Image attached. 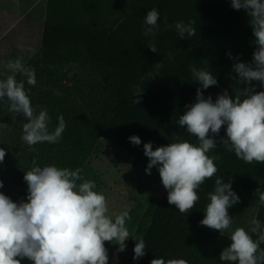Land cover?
Masks as SVG:
<instances>
[{"label": "trees", "instance_id": "1", "mask_svg": "<svg viewBox=\"0 0 264 264\" xmlns=\"http://www.w3.org/2000/svg\"><path fill=\"white\" fill-rule=\"evenodd\" d=\"M73 1L79 3L46 0L41 45L27 66L41 70L54 85L67 80L70 66L95 68L101 74L106 93L98 110L92 113L69 108L54 94L41 93L37 97L35 102L40 109H47L51 118L50 130L57 126L60 116L66 129L57 143H38L32 146L34 150L21 140V131L16 140L0 141V147L18 144L9 158L0 162V181L4 185L0 192L13 201L26 199L23 176L33 160L39 166L84 169L101 141L127 150L132 145L128 137L153 140L162 131L198 145L196 138L178 124L185 105L195 102L199 87L192 81L190 65L216 75L218 86L204 91L206 97L211 95L215 101L217 94L224 89L232 94L234 87L233 61L227 53L243 62L252 60L255 45L249 17L244 10H234L229 0H122L120 9L115 8L116 2L112 0ZM153 8L160 12L154 39L157 53L147 48L152 38L143 35L144 17ZM180 21H195V35L180 39L174 28ZM157 63H162V67H156ZM253 84L257 91H264L259 82ZM137 89L143 93L141 103L134 104ZM223 136L222 127L220 136L213 137L217 147L211 149L218 162L217 174L226 180L231 178L232 186L246 192L253 194L257 187L264 190V164L238 159L234 152L220 145ZM13 169L17 170L9 172ZM214 179L205 180L197 189L200 199L189 213L182 214L170 205L167 192L151 202L141 221L146 255L133 260L136 241L130 238L126 250L116 256L117 261L150 264L152 259L162 257L184 259L187 264H227L219 260V254L229 246V238L208 231L199 223ZM256 218L264 223V206L259 207ZM251 235L255 240V234ZM21 264L32 262L25 259Z\"/></svg>", "mask_w": 264, "mask_h": 264}, {"label": "clouds", "instance_id": "2", "mask_svg": "<svg viewBox=\"0 0 264 264\" xmlns=\"http://www.w3.org/2000/svg\"><path fill=\"white\" fill-rule=\"evenodd\" d=\"M229 3L234 10H244L249 17L255 45L251 62H243L231 52L227 53L235 73L231 76L234 81L232 94L224 89L215 101L211 95L206 97L204 91L218 86V79L211 71L190 65L192 81L199 87L195 102L185 105L178 124L196 138L198 145L177 140L153 150L151 141L143 144L144 155L148 158L146 174L151 175L152 169L156 168L167 191L168 203L175 205L182 214L195 207L200 199L197 189L205 180L215 178L213 191L207 193L209 202L203 211L204 218L199 223L221 234L231 228L233 218L229 208L238 204L240 197L232 188V179L226 180L217 174L216 157L207 155L217 147L213 137L220 136L223 127L225 136L220 137L221 146L245 163L264 164V91H257L253 84V81L259 82L264 88V0H229ZM159 19L160 12L153 8L147 11L143 20V35L152 38L147 48L153 53H157L154 39L159 30ZM194 23H175L180 39L195 35ZM155 66L162 67V63ZM3 67L10 74L0 79V100L6 98L9 111L26 120L21 140L32 150L38 143H57L66 129L64 118L58 117L57 126L50 130L51 118L47 109L34 108L25 90V83L36 84L35 69L25 66L22 56L3 62ZM17 75L23 79L18 81ZM142 93L140 89L136 90L134 104L141 103ZM128 139L135 146L141 144L136 135ZM5 155V150L0 148V162ZM82 173L81 168L39 166L33 160L32 167L23 176L27 184L26 199L13 201L0 192V264H21L25 259L32 264H108L105 242L118 245L117 250L124 252L129 238L136 241L133 260L138 261L146 255L144 239L130 237L129 211L109 215L106 197L94 191L95 182L85 179ZM3 187V181H0V188ZM253 195L259 206H264V190L257 187ZM250 224V232L242 227L231 231L229 246L219 254L221 262L264 264V249L261 248L264 223L253 217ZM250 233L255 234V240ZM150 264H187V261L161 257L152 259Z\"/></svg>", "mask_w": 264, "mask_h": 264}, {"label": "rangeland", "instance_id": "3", "mask_svg": "<svg viewBox=\"0 0 264 264\" xmlns=\"http://www.w3.org/2000/svg\"><path fill=\"white\" fill-rule=\"evenodd\" d=\"M67 2L79 3L73 0ZM45 7L46 0H0V79H5L10 74L3 67V62L22 56L27 66L28 60L40 48ZM32 49H35V52ZM68 71L67 80L62 84L54 85L41 70L35 69V86L25 83V90L34 108L40 109L35 101L43 93L54 94L68 104L69 108L73 107L87 113L98 110L106 93V86L98 70L89 67L77 69L70 66ZM16 78L18 81L23 79L20 75ZM25 122L22 115H15L9 111V102L6 98L0 100V141H7L8 138L16 140V134H19V131L22 133ZM138 137L141 139V144L139 146L132 144L127 150L107 141H101L87 160L82 173L85 179L95 182L94 191L106 197L109 215L114 216L125 210L129 211L131 220L127 222V227L130 237L137 239L143 237L141 221L148 206L167 192L155 167L151 175L146 174L148 158L144 155L143 144L151 141L155 150L158 146L178 140L169 131H162L153 140ZM17 146V143H8L6 147H0L6 152L5 159L9 158L10 151ZM207 155L210 158L214 157L211 150ZM214 163L217 167L216 159ZM232 188L240 197V202L229 208V214L233 218L232 225L237 227L243 223L246 229L253 211L258 209V200H255L257 197L234 186ZM201 227L210 229L202 225ZM128 240L125 242L126 246ZM105 248L108 252V263L112 261L113 264H120L116 259L120 253L117 250L118 245L106 241Z\"/></svg>", "mask_w": 264, "mask_h": 264}, {"label": "crops", "instance_id": "4", "mask_svg": "<svg viewBox=\"0 0 264 264\" xmlns=\"http://www.w3.org/2000/svg\"><path fill=\"white\" fill-rule=\"evenodd\" d=\"M112 1H115L116 2V6H115V8L116 9H120V7H121V5H122V0H112ZM44 15H45V10H44ZM44 15H43V18H44ZM42 31H43V29H42ZM41 38H42V35H41ZM41 45V44H40ZM39 50V49H38ZM259 205H258V209H256V210H254L253 211V214H252V216H251V218L249 219V222L247 223V225H246V229H245V225H242L243 223H241V224H239V226H237V227H242V228H244L246 231H249L250 232V228H251V224H250V221H251V219L253 218V217H255L256 218V215H257V212H258V210H259ZM237 227H235V226H233L232 225V229H228V230H226L225 232H223L222 234L218 231V230H213V229H206V230H208V231H211V232H213V233H216V234H219V235H221V236H224V237H227L228 238V235L231 233V231H233L235 228H237Z\"/></svg>", "mask_w": 264, "mask_h": 264}]
</instances>
